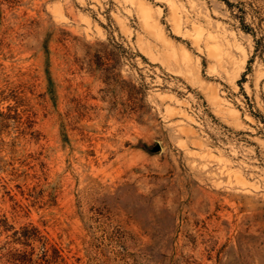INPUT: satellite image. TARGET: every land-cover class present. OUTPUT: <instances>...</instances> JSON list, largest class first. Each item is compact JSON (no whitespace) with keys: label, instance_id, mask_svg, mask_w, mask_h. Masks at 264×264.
<instances>
[{"label":"rangeland","instance_id":"rangeland-1","mask_svg":"<svg viewBox=\"0 0 264 264\" xmlns=\"http://www.w3.org/2000/svg\"><path fill=\"white\" fill-rule=\"evenodd\" d=\"M228 1L0 0V264H264V0Z\"/></svg>","mask_w":264,"mask_h":264},{"label":"trees","instance_id":"trees-1","mask_svg":"<svg viewBox=\"0 0 264 264\" xmlns=\"http://www.w3.org/2000/svg\"><path fill=\"white\" fill-rule=\"evenodd\" d=\"M223 1L228 5L231 4L228 0ZM242 24V28L245 31H248V27L244 23ZM243 75H245V73H243ZM261 118L264 125V118ZM32 230L36 231L34 228ZM24 231H27V228H25ZM25 233L26 232L22 234L19 233L18 237H15L13 243H18L20 247L8 251L7 262L9 264H65L64 258L61 256L59 249L55 248L53 245H49L46 238L39 237V235L37 238L35 237L36 234ZM30 240L38 241V251H35V247L31 245Z\"/></svg>","mask_w":264,"mask_h":264},{"label":"water","instance_id":"water-1","mask_svg":"<svg viewBox=\"0 0 264 264\" xmlns=\"http://www.w3.org/2000/svg\"><path fill=\"white\" fill-rule=\"evenodd\" d=\"M160 150V146L158 145V144H156V145H154L153 147H152V151L153 152H156V151H159Z\"/></svg>","mask_w":264,"mask_h":264}]
</instances>
